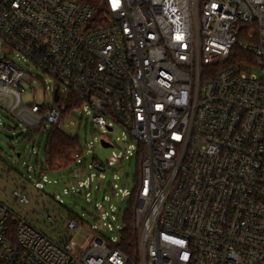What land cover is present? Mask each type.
<instances>
[{"label": "built area", "instance_id": "built-area-1", "mask_svg": "<svg viewBox=\"0 0 264 264\" xmlns=\"http://www.w3.org/2000/svg\"><path fill=\"white\" fill-rule=\"evenodd\" d=\"M0 50L25 137L82 106L143 149L136 262L81 217L54 240L0 200V264H264V0H0Z\"/></svg>", "mask_w": 264, "mask_h": 264}, {"label": "rangeland", "instance_id": "rangeland-1", "mask_svg": "<svg viewBox=\"0 0 264 264\" xmlns=\"http://www.w3.org/2000/svg\"><path fill=\"white\" fill-rule=\"evenodd\" d=\"M88 1L98 4L99 0ZM18 63L25 70L30 69L29 64L21 60ZM43 78L46 82L38 78L34 85L38 102H42L44 96H51L55 88L49 76ZM91 116L90 108L79 106L59 121L63 131L78 137L82 155L77 163L71 161L64 168L49 170L45 144L51 126L40 127L28 138L24 136L22 125L0 109V174L8 185L6 190L0 188V200L54 240L65 231L66 218L72 214L83 219L86 230L98 229L107 238L117 241L129 193L135 187L138 142L118 124L104 132L103 127L92 123ZM101 139H107L112 146H102ZM108 160L115 164L108 166ZM81 161L85 166L80 165ZM96 162L105 169L97 168ZM23 191L28 201L18 202L16 194ZM44 214L53 216L54 221L45 222Z\"/></svg>", "mask_w": 264, "mask_h": 264}, {"label": "trees", "instance_id": "trees-1", "mask_svg": "<svg viewBox=\"0 0 264 264\" xmlns=\"http://www.w3.org/2000/svg\"><path fill=\"white\" fill-rule=\"evenodd\" d=\"M88 1V0H85ZM76 103L75 99L72 100ZM65 117V111L62 118ZM138 151L136 155L137 170L134 177L135 187L129 193L128 207L124 211L123 224L119 229V237L117 247L127 253L134 262L138 260V243L139 231L135 226V207H136V182L139 164L143 158V149L140 144L137 145ZM73 149H79L78 137L63 131L59 125H53L47 133L45 144V157L49 170H58L66 167L71 161L69 160V152ZM81 166H85L84 161L80 162ZM73 216L69 214L68 217Z\"/></svg>", "mask_w": 264, "mask_h": 264}, {"label": "water", "instance_id": "water-1", "mask_svg": "<svg viewBox=\"0 0 264 264\" xmlns=\"http://www.w3.org/2000/svg\"><path fill=\"white\" fill-rule=\"evenodd\" d=\"M55 99H57V96H55ZM109 129H110V128H109ZM100 143H101V145L104 146V147L112 146L111 143L105 141L104 139H101V140H100ZM17 156H19V153H17Z\"/></svg>", "mask_w": 264, "mask_h": 264}]
</instances>
